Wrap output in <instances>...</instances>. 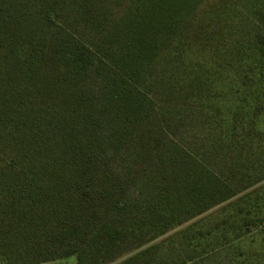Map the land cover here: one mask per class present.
I'll use <instances>...</instances> for the list:
<instances>
[{"label": "trees", "instance_id": "16d2710c", "mask_svg": "<svg viewBox=\"0 0 264 264\" xmlns=\"http://www.w3.org/2000/svg\"><path fill=\"white\" fill-rule=\"evenodd\" d=\"M263 118L264 0H0V259L247 264L256 158L228 179L174 137Z\"/></svg>", "mask_w": 264, "mask_h": 264}, {"label": "rangeland", "instance_id": "374dc122", "mask_svg": "<svg viewBox=\"0 0 264 264\" xmlns=\"http://www.w3.org/2000/svg\"><path fill=\"white\" fill-rule=\"evenodd\" d=\"M233 33L235 34V31H233ZM208 128V126H199L196 125V123L179 124V129L176 132L177 135L174 137L177 146L179 148H190L199 154H208L206 157L208 163H210L212 168L216 170L221 169L225 172L224 175H227L228 179L231 178L228 170L230 169L229 160L234 157L236 158L239 154L252 153V156L256 158L253 159V166H255V168L253 173L251 172L252 176L259 177L264 175V140L258 139V136L256 135L253 141H251L252 139L250 138H246L242 141L239 140L235 142L233 145L231 143H224L218 148L216 147L218 144L215 145L216 137L212 135L213 133L211 134ZM255 130L261 132L264 131V118L258 122ZM215 149H218V151H215L214 153L213 150ZM236 178L235 181L237 182L243 181L241 176ZM261 185H263V183L256 185L254 189L261 187ZM261 245L262 241L260 237H255V239H249L245 245L241 246L242 250L249 252L254 256V258L250 259L247 264H264V251L261 250ZM0 264L6 263L0 259ZM45 264H76V258L72 256ZM216 264L220 263L217 262Z\"/></svg>", "mask_w": 264, "mask_h": 264}]
</instances>
